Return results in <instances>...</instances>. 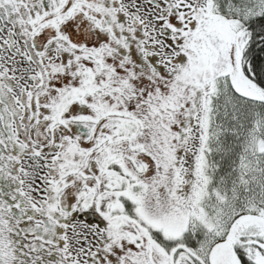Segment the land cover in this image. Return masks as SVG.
I'll use <instances>...</instances> for the list:
<instances>
[{"label": "snow or ice", "instance_id": "snow-or-ice-1", "mask_svg": "<svg viewBox=\"0 0 264 264\" xmlns=\"http://www.w3.org/2000/svg\"><path fill=\"white\" fill-rule=\"evenodd\" d=\"M0 264H264V0H0Z\"/></svg>", "mask_w": 264, "mask_h": 264}]
</instances>
